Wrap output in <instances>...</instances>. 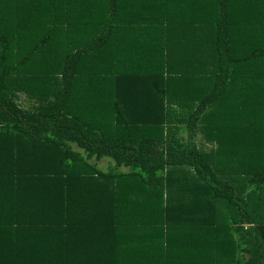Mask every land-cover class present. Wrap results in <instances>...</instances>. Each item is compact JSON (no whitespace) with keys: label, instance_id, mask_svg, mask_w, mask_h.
Returning <instances> with one entry per match:
<instances>
[{"label":"trees","instance_id":"1","mask_svg":"<svg viewBox=\"0 0 264 264\" xmlns=\"http://www.w3.org/2000/svg\"><path fill=\"white\" fill-rule=\"evenodd\" d=\"M0 264H264V0H0Z\"/></svg>","mask_w":264,"mask_h":264},{"label":"rangeland","instance_id":"2","mask_svg":"<svg viewBox=\"0 0 264 264\" xmlns=\"http://www.w3.org/2000/svg\"><path fill=\"white\" fill-rule=\"evenodd\" d=\"M17 95H18V101H20L21 103H22V105L23 106H25L26 108H31V107H33V103H32V101L31 100H29L28 99V96H25L22 92H19V93H17ZM182 123L183 122H180V121H178V122H175V120H173V122L171 123V124H173V127L172 128H174L175 127V129H170L171 130V134L172 133H175L174 135H175V137H181V139L183 140V141H185V139H186V135L185 134H183L182 136H181V134H180V132H178L182 127H183V125H182ZM167 124H170V123H167ZM171 124H170V126H171ZM201 125V124H200ZM202 126V125H201ZM170 128V127H169ZM168 128V129H169ZM168 129H166L167 131H168ZM169 130V131H170ZM168 131V132H169ZM203 132H201V133H199L197 136H196V138H195V143H197L198 144V146L203 150V151H205V152H211L213 149H214V146H215V144L213 143V142H209V141H207L206 139H205V136L202 134ZM172 136V135H171ZM108 164V160L107 159H105V160H101V161H98V163H97V165L100 167V168H102V169H106V165Z\"/></svg>","mask_w":264,"mask_h":264}]
</instances>
